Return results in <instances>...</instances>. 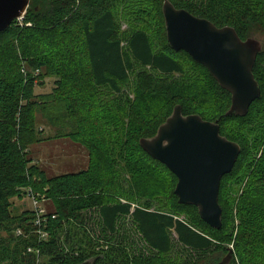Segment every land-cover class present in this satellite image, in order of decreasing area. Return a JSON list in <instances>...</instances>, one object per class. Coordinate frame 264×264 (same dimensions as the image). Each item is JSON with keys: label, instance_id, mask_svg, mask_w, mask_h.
Wrapping results in <instances>:
<instances>
[{"label": "trees", "instance_id": "obj_1", "mask_svg": "<svg viewBox=\"0 0 264 264\" xmlns=\"http://www.w3.org/2000/svg\"><path fill=\"white\" fill-rule=\"evenodd\" d=\"M170 1L218 27H234L242 39L264 32V0ZM163 3L30 0L23 22L0 32V264H218L230 250L229 264H264V148L239 202L238 227L224 194L225 180L240 175L258 147V138L250 144L242 128L264 115V43L254 66L261 96L246 116H227L231 94L169 44ZM122 14L140 27L122 30ZM33 72L40 83L54 77L53 91L37 94ZM130 75L134 99L123 90ZM103 89L111 91V102ZM176 104L184 114L219 120L221 133L242 147L222 179L221 228L208 225L196 206L178 202L177 177L140 146ZM40 118L57 136L86 147L89 169L50 177L32 163L31 147L44 140ZM169 182L168 209L154 208L155 190ZM30 193L52 204L40 225L37 211L13 210L14 199ZM172 251L178 256L170 261L165 254Z\"/></svg>", "mask_w": 264, "mask_h": 264}, {"label": "water", "instance_id": "obj_2", "mask_svg": "<svg viewBox=\"0 0 264 264\" xmlns=\"http://www.w3.org/2000/svg\"><path fill=\"white\" fill-rule=\"evenodd\" d=\"M29 5L30 0H0V32L24 16ZM162 11L171 47L186 51L204 65L231 94L227 116H246L262 93L254 66L263 42L255 37L242 39L234 27H218L187 9L177 8L170 0H164ZM140 146L177 177L174 193L178 202L196 206L208 225L221 228L222 179L232 172L242 147L221 133L219 120L184 114L182 106L176 104L154 136L140 139ZM232 254L230 250L218 264H229ZM77 264L94 263L86 260Z\"/></svg>", "mask_w": 264, "mask_h": 264}, {"label": "rangeland", "instance_id": "obj_3", "mask_svg": "<svg viewBox=\"0 0 264 264\" xmlns=\"http://www.w3.org/2000/svg\"><path fill=\"white\" fill-rule=\"evenodd\" d=\"M120 18L122 20V30L124 31H126L131 25L134 28L140 27V24L136 23V21H134V18L131 16L122 14L120 15ZM23 19L24 17L18 20V22L22 23ZM251 37H255L264 43V32L260 31L259 29H256V32L253 33ZM33 73L35 76H37L38 74L37 72ZM39 78L40 76H37L38 85L36 86V93L40 94L52 92L54 88L55 78L51 76H45L42 83H40ZM134 86V76L130 75L128 82L123 84V90L132 99L135 98ZM102 96L104 100L108 102H111V98L113 97L111 91L107 89L102 90ZM262 114L263 112L261 113V115ZM125 121L127 122L126 118ZM263 128L264 115L254 119L249 125L242 128L243 133L249 136L250 144L253 143L255 138H258V147L255 148L253 152H251V156L246 161L244 168L241 170V174L230 176L225 180L224 194L230 201L233 223L235 227H238L240 223V219L237 216L241 196L247 187L249 176L254 169L257 159H259L263 155L264 139L261 137V131ZM38 129L39 131H41V136L44 137V140L31 147L30 157L32 159V163H35L42 169H44L48 176L51 177L71 172L78 173L89 169L91 161L88 150L85 146H83L70 136H57L56 129L50 126L45 119L40 118ZM169 185L170 182L167 183L165 187H162L161 190H155V193L159 196L156 197V200L154 199V208L160 207L168 209L167 205L170 202V199H165V197L169 192ZM120 199L122 202H125L127 200L125 196L121 197ZM14 201V213H21L25 210L37 211L38 209L46 210L52 208L51 201H47L46 198L40 193H30L29 195H25L21 199L15 198ZM135 204L136 203H133V207L135 206ZM87 217H92V219H94L96 217V213H88ZM125 223L127 227L131 228L132 233L134 234L132 222L129 220V218L126 219ZM133 237L140 245L143 243L137 233H135ZM175 249H180V246L177 245ZM177 256L178 255L176 251L165 254V257L167 259H171L170 261L176 260Z\"/></svg>", "mask_w": 264, "mask_h": 264}, {"label": "built area", "instance_id": "obj_4", "mask_svg": "<svg viewBox=\"0 0 264 264\" xmlns=\"http://www.w3.org/2000/svg\"><path fill=\"white\" fill-rule=\"evenodd\" d=\"M23 17H24V16L18 18L17 20H20V19H22ZM45 213H46V210H45V209H38V210H37V218H36V220H35V223H36V224H38V225L41 224V222H42V215L45 214ZM46 235H47L46 232H42V236L45 237Z\"/></svg>", "mask_w": 264, "mask_h": 264}]
</instances>
